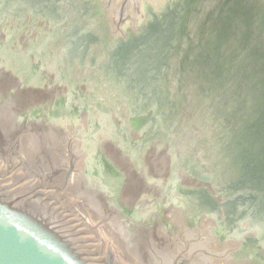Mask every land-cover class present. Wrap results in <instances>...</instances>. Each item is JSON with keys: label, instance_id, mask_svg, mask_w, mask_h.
<instances>
[{"label": "water", "instance_id": "obj_1", "mask_svg": "<svg viewBox=\"0 0 264 264\" xmlns=\"http://www.w3.org/2000/svg\"><path fill=\"white\" fill-rule=\"evenodd\" d=\"M0 264H264V0H0Z\"/></svg>", "mask_w": 264, "mask_h": 264}]
</instances>
